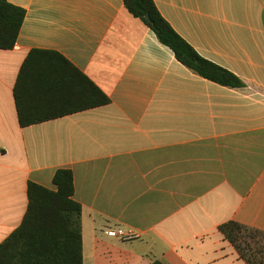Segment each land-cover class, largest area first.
Returning <instances> with one entry per match:
<instances>
[{
  "label": "crops",
  "instance_id": "obj_1",
  "mask_svg": "<svg viewBox=\"0 0 264 264\" xmlns=\"http://www.w3.org/2000/svg\"><path fill=\"white\" fill-rule=\"evenodd\" d=\"M26 10L0 49V245L28 185L74 175L84 264H248L220 230L264 231V0H154L202 57L237 75L203 78L123 0H8ZM33 49L61 53L111 99L21 127L14 87ZM139 235L123 241L110 229Z\"/></svg>",
  "mask_w": 264,
  "mask_h": 264
},
{
  "label": "trees",
  "instance_id": "obj_2",
  "mask_svg": "<svg viewBox=\"0 0 264 264\" xmlns=\"http://www.w3.org/2000/svg\"><path fill=\"white\" fill-rule=\"evenodd\" d=\"M123 2L131 15L149 27L187 68L223 86H244L237 75L202 57L181 37L162 16L154 0ZM25 17L24 8L0 0V49L15 47ZM14 97L21 127L111 103L110 97L65 56L45 49H33L25 59ZM54 185L56 189L29 182L26 214L20 227L0 245V264H84L83 206L74 198L73 172L59 169ZM220 230L248 264H264L263 257L258 256L263 249L255 251L264 231L236 221L222 224Z\"/></svg>",
  "mask_w": 264,
  "mask_h": 264
},
{
  "label": "built area",
  "instance_id": "obj_3",
  "mask_svg": "<svg viewBox=\"0 0 264 264\" xmlns=\"http://www.w3.org/2000/svg\"><path fill=\"white\" fill-rule=\"evenodd\" d=\"M108 235L113 238H118L123 241H131L139 237L138 234L133 232H127L123 229L117 228V229H110L108 231Z\"/></svg>",
  "mask_w": 264,
  "mask_h": 264
},
{
  "label": "rangeland",
  "instance_id": "obj_4",
  "mask_svg": "<svg viewBox=\"0 0 264 264\" xmlns=\"http://www.w3.org/2000/svg\"><path fill=\"white\" fill-rule=\"evenodd\" d=\"M263 249V253H261V254H258V256L260 257V258H262L263 257V259H264V237H260L259 239H258V244H257V246H256V249H255V251L256 250H262ZM258 251V252H259ZM257 252V251H256Z\"/></svg>",
  "mask_w": 264,
  "mask_h": 264
},
{
  "label": "water",
  "instance_id": "obj_5",
  "mask_svg": "<svg viewBox=\"0 0 264 264\" xmlns=\"http://www.w3.org/2000/svg\"><path fill=\"white\" fill-rule=\"evenodd\" d=\"M147 19H148V21H151L149 15H147Z\"/></svg>",
  "mask_w": 264,
  "mask_h": 264
}]
</instances>
